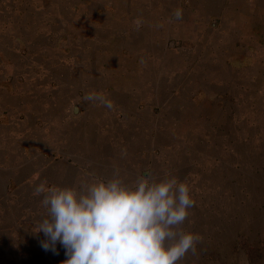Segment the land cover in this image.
<instances>
[{"label":"crops","instance_id":"crops-1","mask_svg":"<svg viewBox=\"0 0 264 264\" xmlns=\"http://www.w3.org/2000/svg\"><path fill=\"white\" fill-rule=\"evenodd\" d=\"M51 1L81 3L69 9L78 22L71 28L75 40L68 44L70 54L64 43L56 42L50 48L44 43L36 56L23 57L14 30L0 37L4 264H63L67 259L59 243L55 253L44 250L43 233L34 232L45 214L43 195H34L41 181H47L46 187H70L93 177L110 178L119 169L131 182L145 164H152L147 172L157 178L173 176L174 169L164 167L170 158L145 156L144 148L165 145L160 141H172L177 131L189 134L200 114L193 111L195 102L223 95L220 87L229 80L227 74L249 65V37L257 15L261 17L256 4L264 2ZM176 9L182 10L179 20ZM38 31L42 39L45 30ZM21 33L28 37L32 30ZM194 64L197 80L217 86L201 99L202 88L192 95L184 86L193 81Z\"/></svg>","mask_w":264,"mask_h":264},{"label":"rangeland","instance_id":"rangeland-1","mask_svg":"<svg viewBox=\"0 0 264 264\" xmlns=\"http://www.w3.org/2000/svg\"><path fill=\"white\" fill-rule=\"evenodd\" d=\"M6 1L0 0V37L10 28L14 30L21 39V56H36L44 49V43L50 48L56 42L64 43L70 54L68 44L75 40L71 28L78 22L69 9L81 3ZM256 11L261 17L257 15L254 33L249 37L251 49L247 55L252 59L249 65L227 74L229 80L220 87L223 95L195 102L193 111L200 114L199 119L193 118L189 134L177 131L172 141L162 140L165 145L143 151L145 156L164 157V161L170 158L165 169H174L173 176L189 186L194 200L182 227L200 235L202 240L197 244L196 254L188 253L180 264H264L263 1L256 4ZM28 28L32 33L27 37L21 32ZM39 28L45 30L42 39ZM1 44L2 41L0 58L4 59ZM66 62L70 64L69 59ZM196 67L194 64L191 69L193 81L184 86L192 95L202 88L201 99L207 89L209 93L217 86L197 80ZM151 165L145 164L140 170L148 173Z\"/></svg>","mask_w":264,"mask_h":264},{"label":"clouds","instance_id":"clouds-1","mask_svg":"<svg viewBox=\"0 0 264 264\" xmlns=\"http://www.w3.org/2000/svg\"><path fill=\"white\" fill-rule=\"evenodd\" d=\"M174 16L181 19L182 10ZM46 184L34 189L45 209L34 232L43 233L44 250L55 253L57 243L64 248L63 264H180L202 240L182 227L194 200L175 176L145 173L126 182L114 169L110 178L76 186Z\"/></svg>","mask_w":264,"mask_h":264},{"label":"water","instance_id":"water-1","mask_svg":"<svg viewBox=\"0 0 264 264\" xmlns=\"http://www.w3.org/2000/svg\"><path fill=\"white\" fill-rule=\"evenodd\" d=\"M145 172L143 171L142 174H144Z\"/></svg>","mask_w":264,"mask_h":264}]
</instances>
